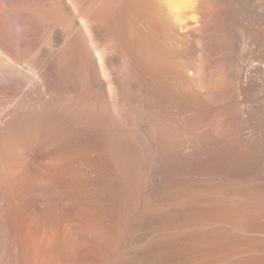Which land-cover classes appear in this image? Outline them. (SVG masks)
Wrapping results in <instances>:
<instances>
[{"label": "bare ground", "instance_id": "obj_1", "mask_svg": "<svg viewBox=\"0 0 264 264\" xmlns=\"http://www.w3.org/2000/svg\"><path fill=\"white\" fill-rule=\"evenodd\" d=\"M261 239L264 0H0V264H264Z\"/></svg>", "mask_w": 264, "mask_h": 264}, {"label": "rangeland", "instance_id": "obj_2", "mask_svg": "<svg viewBox=\"0 0 264 264\" xmlns=\"http://www.w3.org/2000/svg\"><path fill=\"white\" fill-rule=\"evenodd\" d=\"M262 240H264V239H261V240H259V241H262ZM257 242H258V241H257ZM262 242H263V241H262ZM263 243H264V242H263ZM258 248H260V249H259V250H256V249H255L256 252L253 253V251H254V249H253V251L251 250L250 253H251V254H257V256H259V255L261 254L259 258L263 259V261H264V257H263V256H264V248H262V247H258ZM261 248H262V249H261ZM259 251H260V252H259ZM257 252H259V253H257ZM250 253H248L247 255H250ZM262 255H263V256H262ZM255 256H256V255H255ZM261 256H262V257H261ZM230 259H231V258H230Z\"/></svg>", "mask_w": 264, "mask_h": 264}]
</instances>
